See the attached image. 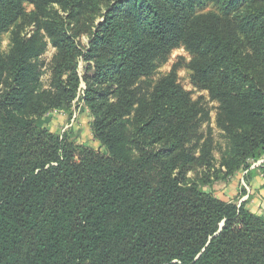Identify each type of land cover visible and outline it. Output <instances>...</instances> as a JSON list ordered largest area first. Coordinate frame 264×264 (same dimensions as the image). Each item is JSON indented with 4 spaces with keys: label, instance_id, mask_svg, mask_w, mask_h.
<instances>
[{
    "label": "trees",
    "instance_id": "1",
    "mask_svg": "<svg viewBox=\"0 0 264 264\" xmlns=\"http://www.w3.org/2000/svg\"><path fill=\"white\" fill-rule=\"evenodd\" d=\"M104 1L0 0V40L29 18L58 49L55 92L41 95L36 35L0 57V264H264V217L202 187L264 156V0ZM212 5L221 15L200 14ZM181 44L198 84L235 109V151L218 168L210 144L184 151L197 110L174 76L126 121L133 84ZM81 81L106 153L37 127ZM196 169L205 179L186 183Z\"/></svg>",
    "mask_w": 264,
    "mask_h": 264
},
{
    "label": "rangeland",
    "instance_id": "2",
    "mask_svg": "<svg viewBox=\"0 0 264 264\" xmlns=\"http://www.w3.org/2000/svg\"><path fill=\"white\" fill-rule=\"evenodd\" d=\"M107 2L108 0L103 2L104 8ZM25 8L28 15L34 11L33 6L26 5ZM134 8L137 9L136 6ZM200 14L221 15L220 10L213 5L201 11ZM33 35L37 36L35 48L38 51V57L32 61L35 66L32 86L36 95H41L46 91L55 92L54 68L57 63L58 49L52 44L47 32L38 31L35 24H30L29 18L27 21H19L17 25L1 35L0 57H6L11 52L13 42L17 37ZM80 40L81 47L85 49L89 44L88 37L83 36ZM197 60L198 55L185 44L156 56L148 72L132 86V89L136 91L137 101L133 113L126 118V121L132 122L135 114L150 103L155 88L163 78L174 76L178 87L188 94L192 105L197 110L192 135L184 151L199 156L202 146L208 143L213 150L214 167L218 168L235 151V140L229 134L228 129L237 117L232 105L226 107L221 101L213 99L208 90L198 84L195 73ZM86 88V83L81 81L77 97L72 101L70 109L49 110L39 119L37 127L49 130L60 137L66 136L78 147H87L106 153L101 142L94 136L97 116L84 101ZM110 99L115 102L114 97ZM130 150L136 155L137 149L130 147ZM249 166V170L242 169L227 180H215L211 174V183L202 187L205 192L213 194L224 202L235 204L238 207L243 205L252 214L264 217V174L261 169L264 166V156L256 161H250ZM204 174L203 169H196L187 174L185 182L201 183L205 179Z\"/></svg>",
    "mask_w": 264,
    "mask_h": 264
}]
</instances>
